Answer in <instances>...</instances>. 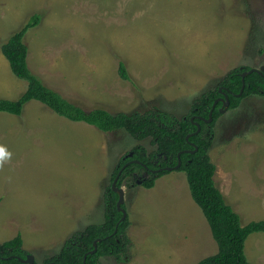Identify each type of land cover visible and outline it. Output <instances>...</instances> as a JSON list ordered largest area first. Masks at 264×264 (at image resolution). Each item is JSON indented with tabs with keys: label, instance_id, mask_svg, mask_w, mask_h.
<instances>
[{
	"label": "rangeland",
	"instance_id": "obj_1",
	"mask_svg": "<svg viewBox=\"0 0 264 264\" xmlns=\"http://www.w3.org/2000/svg\"><path fill=\"white\" fill-rule=\"evenodd\" d=\"M34 14L40 24L24 37L29 69L86 112L157 109L180 120L233 69L264 66V0H0V99L26 90L1 45ZM120 62L131 82L119 77ZM213 132L216 187L243 225L264 221V98L224 109ZM139 146L146 156L155 151L149 139L104 134L36 101L19 117L0 113V147L10 153L0 161V244L19 234L43 264L71 235L101 224L111 176ZM148 177L139 170L121 187L127 262L99 263L197 264L215 255L185 174L169 172L151 189L137 184ZM244 253L249 264H264V234L250 235Z\"/></svg>",
	"mask_w": 264,
	"mask_h": 264
},
{
	"label": "trees",
	"instance_id": "obj_2",
	"mask_svg": "<svg viewBox=\"0 0 264 264\" xmlns=\"http://www.w3.org/2000/svg\"><path fill=\"white\" fill-rule=\"evenodd\" d=\"M40 21L39 14L32 15L1 45V53L11 73L17 79L25 81L27 86L14 101L0 99V113L19 117L28 102L36 101L58 117L70 122L87 124L104 134L124 132L138 142L149 139L155 151L146 156L141 146L134 148L130 152L133 154L132 157L126 156L120 160L119 166L111 176V184L126 163L137 160L148 170L161 169L157 173H149V177L141 181L143 188L151 189L158 178L169 173L166 168L177 165L179 158L181 166L177 172L185 174L191 198L202 211L218 249L215 255L197 264H249L244 253L245 243L252 234H264V221L243 225L240 216L226 202L213 181L215 166L209 158L208 151L213 142V128L221 116L222 103H217L214 108L211 123H204L201 118L208 119L214 102L222 97L220 88L228 96V110L231 111L237 110L247 98L253 96L264 98V71L262 74L248 75L244 80L243 92L238 97L243 85L241 75L250 68L233 69L213 90L196 98L191 103L188 114L180 120L157 109L143 113L113 115L103 109L86 112L47 87L29 69L28 48L24 37L30 29L38 27ZM118 74L122 80L130 81L126 67L121 62L118 65ZM196 124L200 126V132L193 135L197 131ZM189 135L193 136L186 140ZM194 148H197V151L189 153L194 151ZM139 170L145 169L142 165L127 166L117 182V187L121 188L123 182ZM118 199V194L112 191L110 185L104 196L103 222L89 225L71 235L61 250L46 259L43 264H100L101 258L110 257L126 263L130 245L127 236L129 221L126 217L121 222L122 213L117 209ZM121 208L125 209V206L122 204ZM97 240L100 242L97 243L96 253L90 254L94 249L93 243ZM85 255L87 256L84 262ZM27 256L29 255L23 250V241L19 234L0 244V264H24L22 261L26 260Z\"/></svg>",
	"mask_w": 264,
	"mask_h": 264
},
{
	"label": "water",
	"instance_id": "obj_3",
	"mask_svg": "<svg viewBox=\"0 0 264 264\" xmlns=\"http://www.w3.org/2000/svg\"><path fill=\"white\" fill-rule=\"evenodd\" d=\"M263 71H264V66L260 67L259 69H250L249 71H246V72H244V73L241 75V79H242V83H243V85H242V90H241V92L239 93L238 97H240L241 94H242V92H243V89H244V86H245V82H244L245 78H246L248 75L252 74V73L261 74V72H263ZM219 92H220L221 94H223V98H219V99H217V100L214 102L213 107H212V109H211V111H210V113H209V117H208V119L204 120V119L201 118V121H203L204 123L209 124V123L212 122V112H213L214 108L216 107L217 103H222V106H223L224 109H227L228 106H229V101H228V96H227V94H226V93H222V88L219 89ZM224 109H220V113H222ZM196 128H197V131H196L193 135H196V134H198V133L200 132V126H199L198 124H196ZM193 135H189V136L186 138V140H188V139H189L191 136H193ZM196 151H197V148H194V151L189 152V153H195ZM132 156H133V154H132V153H129L127 157L130 158V157H132ZM131 164H134V165H142L144 168H147L145 165L141 164V163H140L139 161H137V160L130 161V162L126 163V164L120 169V171L117 173L116 177L114 178V180H113V182H112V184H111V189H112V191H113L114 193H117V194H118V198H119V199H118V202H117V209H118L119 212L122 213L121 222H123V221L125 220V218H126L125 211H124V209L121 208V205H122L123 202H124V191H123L122 188H118V187H117V182H118L120 176L122 175L124 169H125L127 166L131 165ZM180 166H181V162H180V159L178 158V163H177V165H176L175 167H173V168H166L165 170H167V171H169V172L177 171V170L180 168ZM159 171H160V170H159ZM159 171H155V172H159ZM155 172H154V173H155ZM137 184H141V182L138 181ZM99 242H100V240H97V241H95V242L93 243L94 249H93L92 252H90V254H94V253H96V250H97V243H99ZM86 256H87V255H85V257H84V262H85ZM22 262H23L24 264H34V258H33L32 256L29 255V256H27L26 260H24V261H22Z\"/></svg>",
	"mask_w": 264,
	"mask_h": 264
},
{
	"label": "clouds",
	"instance_id": "obj_4",
	"mask_svg": "<svg viewBox=\"0 0 264 264\" xmlns=\"http://www.w3.org/2000/svg\"><path fill=\"white\" fill-rule=\"evenodd\" d=\"M9 156H10V153H7V151L3 147H0V161L8 158Z\"/></svg>",
	"mask_w": 264,
	"mask_h": 264
},
{
	"label": "flooded vegetation",
	"instance_id": "obj_5",
	"mask_svg": "<svg viewBox=\"0 0 264 264\" xmlns=\"http://www.w3.org/2000/svg\"><path fill=\"white\" fill-rule=\"evenodd\" d=\"M261 74H262V72H261ZM222 93H226V92H223V90H222ZM221 98H223V94H222V97ZM119 166V165H118ZM117 166V167H118ZM143 167V166H142ZM145 169V171H146V173H148V175H149V173H154L155 171H159V170H161V169H158V170H148V168H144ZM155 173H157V172H155Z\"/></svg>",
	"mask_w": 264,
	"mask_h": 264
},
{
	"label": "crops",
	"instance_id": "obj_6",
	"mask_svg": "<svg viewBox=\"0 0 264 264\" xmlns=\"http://www.w3.org/2000/svg\"><path fill=\"white\" fill-rule=\"evenodd\" d=\"M137 189V188H136ZM126 196H127V193L125 194ZM136 196V194H134V196L132 195V197H131V199L133 198V197H135ZM129 199V196H127V200ZM130 199V200H131ZM231 205V204H230ZM232 206V205H231ZM233 207V206H232ZM233 210L235 211V209L233 208ZM131 227V226H130Z\"/></svg>",
	"mask_w": 264,
	"mask_h": 264
}]
</instances>
